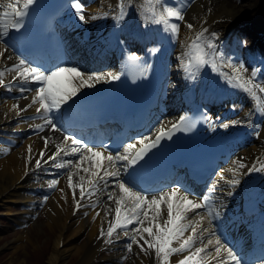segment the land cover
<instances>
[{
	"label": "bare ground",
	"instance_id": "obj_1",
	"mask_svg": "<svg viewBox=\"0 0 264 264\" xmlns=\"http://www.w3.org/2000/svg\"><path fill=\"white\" fill-rule=\"evenodd\" d=\"M32 1L0 0V16L11 24ZM73 2L72 8L83 10V23L73 33L57 22L55 33L67 59L64 64L71 56L80 58L63 69L43 74L19 65L0 43V208L10 213L11 203L21 204L15 222L23 224L20 218H32L47 201L46 225L58 230L49 264H69V257L76 255H81V264L114 263L130 254L132 264H226L235 249L210 236L215 228L211 216L200 212L202 198L177 187L143 196L121 182L123 164L135 147L191 113L196 82L197 100L202 96L210 107V121L223 122L208 124L207 132L239 128L248 134L212 182L218 191L214 209L220 206L229 219L253 202L264 203V177L256 195L251 188L253 179L264 174V120L257 123L252 117L258 91L249 90L256 84L238 63L240 33L258 28L248 29L243 22L262 0H249L244 6L234 0ZM82 27L88 31L85 45L77 34ZM7 37L8 30L1 27L0 40ZM93 54L114 59L94 67L85 59ZM152 59L159 61L153 95L161 109H156L147 137L133 138L115 158L85 148L58 126L71 104L108 88L127 62L135 61L146 73ZM260 65L264 72V62ZM24 79L32 83L12 87ZM260 87L264 91V81ZM224 98L229 100L219 109ZM255 129L259 131L253 133ZM180 178L188 186L185 175ZM36 195L43 197L39 206Z\"/></svg>",
	"mask_w": 264,
	"mask_h": 264
},
{
	"label": "rangeland",
	"instance_id": "obj_2",
	"mask_svg": "<svg viewBox=\"0 0 264 264\" xmlns=\"http://www.w3.org/2000/svg\"><path fill=\"white\" fill-rule=\"evenodd\" d=\"M249 0H234V4L244 6ZM248 28H255L252 33L246 32L241 37V50L248 51L254 43H263V37L259 34L264 33V0L252 9L251 15L243 22ZM242 69L249 68L242 64ZM250 77L253 71L249 69ZM248 75V74H247ZM38 205L43 201L41 195H36ZM10 213L5 208H0V264H49V258L55 247V240L58 234L56 227L47 226L48 212L45 207H39L36 215L32 218H20L23 224L15 222V217L21 216V204H10ZM11 214V215H7ZM85 239L80 238L78 244ZM81 255L70 256L69 264H81ZM133 254L124 259L119 258L118 264H132ZM112 264V263H97Z\"/></svg>",
	"mask_w": 264,
	"mask_h": 264
}]
</instances>
